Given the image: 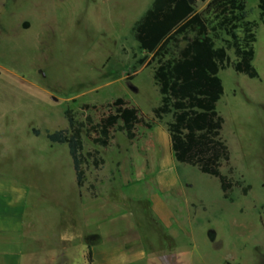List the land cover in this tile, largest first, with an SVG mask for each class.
I'll list each match as a JSON object with an SVG mask.
<instances>
[{"label":"rangeland","instance_id":"rangeland-1","mask_svg":"<svg viewBox=\"0 0 264 264\" xmlns=\"http://www.w3.org/2000/svg\"><path fill=\"white\" fill-rule=\"evenodd\" d=\"M153 2L0 0V160L28 168L41 194L38 217L63 221L74 237L68 257L73 264H89V246L106 244L145 252L129 264H264L260 0H246L248 19L259 22L254 65L260 77L232 66L219 73L224 94L217 109L231 152L221 170L250 184L247 195L236 187L234 200L225 199L219 178L174 158L170 115L151 129L141 127L134 141L124 132H116L109 147L85 139L84 153L98 150L105 165L96 169L89 160L83 188L68 146L47 137V131L68 127L67 109L84 118L81 107L87 103L123 97L153 117L161 100L157 67L185 45L171 42L157 53L140 48L133 27ZM191 2L198 10L206 5ZM229 54L235 60L232 50ZM39 257L32 264H40Z\"/></svg>","mask_w":264,"mask_h":264},{"label":"trees","instance_id":"trees-1","mask_svg":"<svg viewBox=\"0 0 264 264\" xmlns=\"http://www.w3.org/2000/svg\"><path fill=\"white\" fill-rule=\"evenodd\" d=\"M198 10L191 0H154L133 27L140 48L157 53L169 43L185 45L173 60L160 62L156 71L161 100L148 118L142 110L119 97L103 104H83L84 118L72 109L66 110L68 127L47 131L52 143L66 144L73 160L77 184L87 182L88 162L101 169L105 159L98 150L84 153L85 139L109 147L116 132H124L131 141L139 138L140 128H153L157 121L170 115L166 123L174 158L197 167L201 172L219 178L223 196L233 201L232 192L239 187L244 195L251 185H243L221 168L231 161V152L222 137L224 118L217 109L224 94L219 73L232 66L250 78L260 74L256 56V29L259 22L248 19L246 0H202ZM260 20L264 24V0H260ZM232 50L235 60L231 59ZM139 63L144 60L140 59ZM35 133L39 135L40 130ZM88 189L95 191V185ZM89 247L87 259L92 262Z\"/></svg>","mask_w":264,"mask_h":264},{"label":"crops","instance_id":"crops-1","mask_svg":"<svg viewBox=\"0 0 264 264\" xmlns=\"http://www.w3.org/2000/svg\"><path fill=\"white\" fill-rule=\"evenodd\" d=\"M26 171V167L0 160V264H32L37 255L40 264H73L68 257L74 237L66 232L63 221L49 222L38 217L41 194ZM135 173L136 170L131 172ZM106 245L89 246L92 251L89 264H129L145 253Z\"/></svg>","mask_w":264,"mask_h":264}]
</instances>
